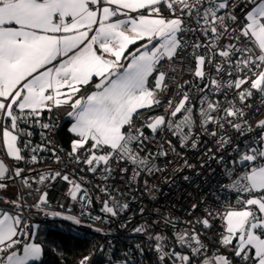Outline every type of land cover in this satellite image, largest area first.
Returning <instances> with one entry per match:
<instances>
[{"label": "snow or ice", "instance_id": "obj_1", "mask_svg": "<svg viewBox=\"0 0 264 264\" xmlns=\"http://www.w3.org/2000/svg\"><path fill=\"white\" fill-rule=\"evenodd\" d=\"M185 62L191 79L169 95ZM63 108L72 121L67 151L55 144L52 115ZM261 112L264 0H0V192L19 183L15 196L0 199V264L43 262L47 246L26 209L82 223L49 211L58 181L82 216L102 221L89 211L91 175L104 195L95 198L101 213L116 218L129 205L109 182L134 185L161 171L157 160L177 144L196 149L201 136L216 138L217 152L207 149L220 166L215 191L234 200L193 203L187 220L163 218L171 236L147 222L135 227L143 239L120 264H264V119H252ZM45 153L61 167L19 166L43 163Z\"/></svg>", "mask_w": 264, "mask_h": 264}, {"label": "built area", "instance_id": "obj_2", "mask_svg": "<svg viewBox=\"0 0 264 264\" xmlns=\"http://www.w3.org/2000/svg\"><path fill=\"white\" fill-rule=\"evenodd\" d=\"M185 67H187V62L177 67L176 79L170 85L169 95L173 94L172 90L175 88L176 83L182 84L184 81L191 79L190 74L183 71ZM230 96L231 93H229ZM145 114L147 115L148 113ZM252 119L253 121L264 119V112L252 117ZM226 131L234 140L237 138V133L231 129H226ZM38 142L39 135H34L33 143ZM153 143L158 148L159 138ZM173 143L175 144L176 141L173 140ZM55 144L58 147H62L56 136ZM209 148H211L213 153L217 152L216 138L201 136L200 145L196 149H182L177 144L175 152H170L166 158L161 157L157 160L161 168V171L158 173L151 176L142 175L139 182L134 185H126L120 181L118 176L114 182H109L110 184L114 183L121 190V194L118 197L120 202L128 203L129 205L128 209L123 210L116 218H111L101 213L100 209L102 204L100 200L95 198L99 196L103 199L104 195L95 188V184L99 183V181L87 173H84L89 181L86 186L94 198L93 206L89 211H91L93 216L101 215L103 217L102 221H93L87 215L82 216L80 205L74 201H70L66 197V185L59 181L51 188L49 197L51 208L49 211H60L64 215H75L81 219V224L76 225L62 218L46 216L35 210L26 209V212L30 211V220L33 223L38 222L43 226H50L61 230H67L69 226H72L77 230L83 231V233L90 237L92 242L90 250L91 254H93L91 264H120L124 252L126 250L134 252L132 246L143 239L140 235L133 232L135 227L147 222L155 232H166L167 235L171 236V231L166 229L163 224V218L175 217L180 220H187L190 218L189 208L193 203H197L201 207L205 203L208 207H215L218 205L222 206L234 200V193L226 194L215 191L219 180L220 166L214 160H209V154L207 152ZM165 149H167V145H165ZM64 150L67 151L66 149ZM231 151L232 149L230 147H226L222 150L221 154H224L225 159H227V153ZM42 155L46 158L43 163L38 165H25L21 162L19 166L25 168L26 171L28 168H35L37 171H41L48 168L57 169L61 167L52 162L50 154L45 153ZM185 161L191 167L186 166ZM144 180L148 181L147 187L144 185ZM15 185L17 193L19 183ZM129 188H131L130 191ZM225 195L228 196V201L224 199ZM4 197L12 198L13 196H6L0 193V199ZM216 197L219 198L216 199ZM34 198H26L29 205L33 202ZM60 205H64V207L61 208ZM141 208L144 210L142 215L140 213ZM201 215L202 212L198 208L197 211L191 214V217L194 218ZM104 221L107 222L105 223ZM156 221L159 224L153 223ZM121 225H126V227H121ZM97 227H102L104 231H95ZM197 227L199 226L197 225ZM215 227L218 228L219 224H216ZM214 235L215 231L208 232L207 239L212 241ZM109 245L112 247H109ZM102 248L105 251H100ZM148 264H151V261H148Z\"/></svg>", "mask_w": 264, "mask_h": 264}, {"label": "trees", "instance_id": "obj_3", "mask_svg": "<svg viewBox=\"0 0 264 264\" xmlns=\"http://www.w3.org/2000/svg\"><path fill=\"white\" fill-rule=\"evenodd\" d=\"M91 86H89L90 88ZM88 89H84V94ZM67 108L59 111L54 110L53 116L58 118L59 128L56 138L60 141L61 146L70 150L71 135L67 129L71 119L67 116ZM39 130H36L38 135ZM1 158L2 155H0ZM46 227L45 232L38 234L39 240L43 241L47 248L42 264H78L84 256L91 254V239L85 233L68 228L61 230L50 226Z\"/></svg>", "mask_w": 264, "mask_h": 264}, {"label": "crops", "instance_id": "obj_4", "mask_svg": "<svg viewBox=\"0 0 264 264\" xmlns=\"http://www.w3.org/2000/svg\"><path fill=\"white\" fill-rule=\"evenodd\" d=\"M81 94H84V92H82ZM0 193L3 194V195H6V196H15L16 195V185L15 184L14 185L13 184H10L9 187H8V189H6L5 191L0 192Z\"/></svg>", "mask_w": 264, "mask_h": 264}, {"label": "rangeland", "instance_id": "obj_5", "mask_svg": "<svg viewBox=\"0 0 264 264\" xmlns=\"http://www.w3.org/2000/svg\"><path fill=\"white\" fill-rule=\"evenodd\" d=\"M35 224H38V225H39V229H38V232H37V236H38V234H39L40 232H41V234H42L43 232H45L46 227H44L43 225H41V223H38V222H35ZM69 228L72 229V230H77L76 228H74V227H72V226H69ZM77 231L83 233V231H80V230H77Z\"/></svg>", "mask_w": 264, "mask_h": 264}, {"label": "water", "instance_id": "obj_6", "mask_svg": "<svg viewBox=\"0 0 264 264\" xmlns=\"http://www.w3.org/2000/svg\"><path fill=\"white\" fill-rule=\"evenodd\" d=\"M1 158V157H0Z\"/></svg>", "mask_w": 264, "mask_h": 264}]
</instances>
